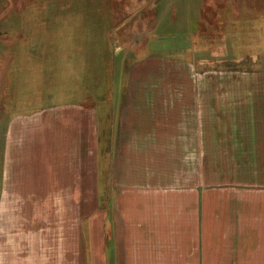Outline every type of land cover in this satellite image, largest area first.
I'll return each mask as SVG.
<instances>
[{
  "label": "rangeland",
  "instance_id": "1",
  "mask_svg": "<svg viewBox=\"0 0 264 264\" xmlns=\"http://www.w3.org/2000/svg\"><path fill=\"white\" fill-rule=\"evenodd\" d=\"M231 72L254 80L242 92L264 95V0H0V133L12 117L29 115L36 133L52 128L41 158L52 175L57 161L65 162L61 171L77 167L72 192L68 183L49 185L66 187L62 199L0 201V257L107 264L121 256L117 192L108 178L112 128L131 99L207 90L216 97ZM37 147L44 151V144ZM116 154L118 167L122 153ZM211 154L212 193L264 191L259 184L222 188L217 153ZM202 157L195 153L200 182ZM218 201L212 195L211 206ZM213 215L218 219L217 210ZM226 229L228 222L220 228Z\"/></svg>",
  "mask_w": 264,
  "mask_h": 264
},
{
  "label": "crops",
  "instance_id": "2",
  "mask_svg": "<svg viewBox=\"0 0 264 264\" xmlns=\"http://www.w3.org/2000/svg\"><path fill=\"white\" fill-rule=\"evenodd\" d=\"M236 76L242 74H224L223 95L216 97L207 90L202 96L131 99L130 111L122 113L109 134L108 178L117 192L112 199L119 223L116 248L122 255L108 257L107 264H264V191L225 189L236 186L232 183L264 187V95L250 94L254 80ZM243 84L247 89L252 85L242 92ZM40 131L26 115L12 117L0 133V201L62 199L66 187L52 189L51 181L68 183L70 192L76 189V163L67 172L59 170L65 162L57 161L53 175L50 163H41L52 128ZM38 144H44V151L36 149ZM116 152L122 153L118 167ZM196 152L203 153L202 182L194 175ZM211 153H217L225 189L216 193L210 191ZM212 195L219 197L214 207ZM226 222L229 232L220 230ZM212 223H218V231ZM0 264L34 261L1 256Z\"/></svg>",
  "mask_w": 264,
  "mask_h": 264
},
{
  "label": "bare ground",
  "instance_id": "3",
  "mask_svg": "<svg viewBox=\"0 0 264 264\" xmlns=\"http://www.w3.org/2000/svg\"><path fill=\"white\" fill-rule=\"evenodd\" d=\"M166 53V52H165ZM97 178V177H96ZM99 184H101V183H99ZM101 186V185H100ZM100 186H99V188H100ZM94 189V188H93ZM99 190H101V189H99ZM99 192V191H98Z\"/></svg>",
  "mask_w": 264,
  "mask_h": 264
}]
</instances>
